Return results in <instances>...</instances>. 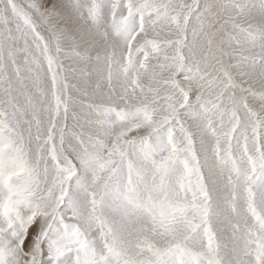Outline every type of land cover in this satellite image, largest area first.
<instances>
[{
  "label": "snow or ice",
  "instance_id": "6c2138e0",
  "mask_svg": "<svg viewBox=\"0 0 264 264\" xmlns=\"http://www.w3.org/2000/svg\"><path fill=\"white\" fill-rule=\"evenodd\" d=\"M0 264H264V0H0Z\"/></svg>",
  "mask_w": 264,
  "mask_h": 264
}]
</instances>
